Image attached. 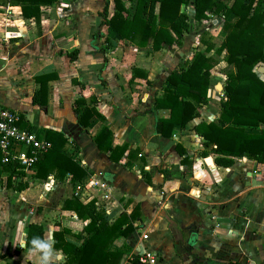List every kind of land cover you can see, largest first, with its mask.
<instances>
[{
  "label": "crops",
  "instance_id": "crops-1",
  "mask_svg": "<svg viewBox=\"0 0 264 264\" xmlns=\"http://www.w3.org/2000/svg\"><path fill=\"white\" fill-rule=\"evenodd\" d=\"M11 1L0 0V105L19 113L30 129L67 138L66 155L87 172L81 183L95 178L109 186L110 222L136 212L135 231L111 246L112 251L130 249L120 264H133L132 257L143 253L155 257V264H264V164L242 158L230 168L216 167L213 154L200 157L203 139L194 131L200 123L216 122L225 100L224 74L215 71L224 57L214 53L225 36L220 23L209 21L214 26L208 28L210 41L191 43L194 34L187 33L179 44L155 52L150 42L137 47L101 25L106 4L107 16L113 13L112 0H59L40 6L38 24L23 18ZM221 1L230 5L233 0ZM183 11L193 20L191 7ZM206 44L212 45L207 57L217 62L210 71L208 105L184 128L175 126L170 138L162 137L156 122L168 111L156 110L154 100L163 93L167 76L195 51L204 52ZM257 71L264 81V65ZM48 74L56 79L48 82L46 107L39 109L32 104L38 88L35 78ZM84 107L104 121L95 117L86 127L79 125L75 111L81 113ZM103 127L111 131L113 146H127L117 163L94 143ZM177 145L184 151L182 157ZM18 182L27 186L15 193L21 196L39 187L38 202L44 205L0 204V264H63L65 256L53 248V231L59 225L78 235L88 222L62 210L72 186L51 176ZM42 189L53 191L54 198L45 201ZM4 193L0 188V196ZM90 194L97 192L90 189L82 199ZM56 198L62 199L61 205H50ZM31 223L42 225L50 245L47 252L25 248ZM66 240L82 243L74 236Z\"/></svg>",
  "mask_w": 264,
  "mask_h": 264
},
{
  "label": "trees",
  "instance_id": "trees-1",
  "mask_svg": "<svg viewBox=\"0 0 264 264\" xmlns=\"http://www.w3.org/2000/svg\"><path fill=\"white\" fill-rule=\"evenodd\" d=\"M113 13L107 16V4L101 12L102 26L109 28L121 40L145 47L151 43L155 52L179 44L189 31V17L183 8L193 9L195 23L209 19V15L222 20L221 30L224 39L215 49L216 55L224 53V61L233 70L224 72L222 88L225 100L219 104L216 122L200 123L194 128L203 139L202 159L213 154V164L220 168H230L235 159L246 158L259 165L264 164V81L255 72L256 67L264 65V0H233L230 5L221 0H112ZM21 9L25 19L39 23L40 6L58 4L59 0H12ZM212 45L206 44L204 52L195 51L191 60L172 71L165 80L163 93L154 100L156 110H167L168 116L156 122L158 135L170 138L175 126L184 128L208 105L210 71L217 62L206 54ZM74 51L69 58L74 59ZM56 79L55 74L35 78L38 85L32 97V104L39 109L46 107L47 84ZM79 105L83 101H77ZM77 122L86 127L92 118L104 121L93 109L84 107L79 113L76 108ZM79 114V115H78ZM23 123V122H22ZM21 125L25 128L26 125ZM30 129V128H28ZM38 136L50 143L48 152L36 163L33 178L45 181L51 176L57 182L67 181L73 188L80 185L87 172L81 164L67 156L68 140L53 131L37 130ZM97 149L108 154L111 162H119L127 151V146H113L112 133L103 127L94 139ZM180 157L184 151L175 148ZM132 153L129 152L128 156ZM184 162V158H182ZM145 183L150 180L141 170ZM20 174L16 172V176ZM11 177L6 179L7 187L22 192L27 184L13 185ZM13 182V181H12ZM62 210L72 212L78 219L88 221L82 232L73 235L57 225L52 233L53 248L65 256L63 264H120L122 257L129 253L127 246L112 251L113 242L128 238L134 231L138 215L122 213L110 222L104 210H96L93 201L83 203L71 196L62 204ZM74 236L82 240L79 246L66 240ZM44 240L42 225H28L25 248L33 249L31 241ZM46 243V242H45ZM42 250V249H35ZM133 264L138 257H132Z\"/></svg>",
  "mask_w": 264,
  "mask_h": 264
},
{
  "label": "built area",
  "instance_id": "built-area-1",
  "mask_svg": "<svg viewBox=\"0 0 264 264\" xmlns=\"http://www.w3.org/2000/svg\"><path fill=\"white\" fill-rule=\"evenodd\" d=\"M22 122L19 113L0 105V180L3 183H6L8 177H11L12 181H18L19 178L33 176L36 163L50 149V143L40 138L37 130L23 127ZM16 172L20 175L16 176ZM85 184L75 186L72 196L79 198L83 203L93 201L96 210L102 209L109 214L111 200L109 186L95 178ZM90 189L96 191L97 195H85L83 200L84 192ZM142 237L147 238L146 235ZM138 263L155 264L156 259L143 253L138 257Z\"/></svg>",
  "mask_w": 264,
  "mask_h": 264
},
{
  "label": "rangeland",
  "instance_id": "rangeland-1",
  "mask_svg": "<svg viewBox=\"0 0 264 264\" xmlns=\"http://www.w3.org/2000/svg\"><path fill=\"white\" fill-rule=\"evenodd\" d=\"M212 17H209V19H206V21H207L206 23H204V24L198 23V25L192 19H189L190 23H189L188 34H194V38H193V40H191V43H197V42H199V39L201 41H204L203 40L204 38H205V40L210 41L209 38L211 35L208 32V28L210 29V28L214 27L212 25V23L209 22L210 20H216L217 22L220 23V25L222 27V20L217 18L216 16H214L213 18ZM219 63H220V65L215 67L216 72H219V73L222 72L224 74V72H226V71L233 70L232 66H228L226 64V62L224 61V58H223V60H220ZM255 72L258 74L257 67H256ZM223 85H222V87H223ZM216 90H217V93L220 92V89H216ZM11 183L13 185H16V186L20 184L18 181H14V182L11 181ZM38 186L41 187L42 183L39 182ZM54 186H56V183ZM0 188H3L4 190H6V193L1 194V196H0L1 197L0 198V204L1 205H42V204L44 205L43 202H38L40 200V195H41L39 187L36 190H33L31 192L29 191L28 193L23 194L21 196H19L17 193H15L14 190H12V188L9 189L7 187V183H3L1 180H0ZM41 193H42L45 201H47L51 197L54 198V195H53L54 192L53 191L46 192V191H44V189H42ZM61 203H62V199L56 198V200H54V202L50 205H61Z\"/></svg>",
  "mask_w": 264,
  "mask_h": 264
},
{
  "label": "clouds",
  "instance_id": "clouds-1",
  "mask_svg": "<svg viewBox=\"0 0 264 264\" xmlns=\"http://www.w3.org/2000/svg\"><path fill=\"white\" fill-rule=\"evenodd\" d=\"M32 245L34 246L33 249H30V251H33L35 249H42L45 252H47L50 249V245H48L45 242L40 241L39 239H33L31 241Z\"/></svg>",
  "mask_w": 264,
  "mask_h": 264
},
{
  "label": "water",
  "instance_id": "water-1",
  "mask_svg": "<svg viewBox=\"0 0 264 264\" xmlns=\"http://www.w3.org/2000/svg\"><path fill=\"white\" fill-rule=\"evenodd\" d=\"M218 86V85H217Z\"/></svg>",
  "mask_w": 264,
  "mask_h": 264
}]
</instances>
